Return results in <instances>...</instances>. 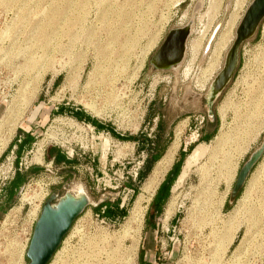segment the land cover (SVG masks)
Wrapping results in <instances>:
<instances>
[{"label": "rangeland", "instance_id": "374dc122", "mask_svg": "<svg viewBox=\"0 0 264 264\" xmlns=\"http://www.w3.org/2000/svg\"><path fill=\"white\" fill-rule=\"evenodd\" d=\"M251 1L0 0V90L12 95L0 108V165L18 130L34 137L15 161L16 167L26 162L20 173L27 179L4 207L0 264H27L23 249L33 232L35 197L47 191L43 206L51 195L80 185L92 204L58 264H142V256L145 264H264V154L231 197L239 170L264 134V20L240 47L237 70L211 109L213 120L205 100ZM189 22L182 65L153 70L150 58L169 31ZM153 119L152 141L162 142L164 156L150 172L145 169L137 190L124 185L101 191L103 181L96 187L86 171L89 154L79 150V140L83 146L88 140L99 154L103 143L110 144V178L119 179L125 149L134 138L150 140L142 130ZM205 134L210 141L200 142ZM199 144L207 149L194 155ZM39 145L40 162L34 160ZM180 149L187 156L158 215L152 196ZM130 188L134 192L127 194ZM235 228L234 236H226Z\"/></svg>", "mask_w": 264, "mask_h": 264}, {"label": "water", "instance_id": "95a60500", "mask_svg": "<svg viewBox=\"0 0 264 264\" xmlns=\"http://www.w3.org/2000/svg\"><path fill=\"white\" fill-rule=\"evenodd\" d=\"M263 20L264 0H252L235 30V38L226 52L223 66L212 80L206 93V108L210 120H213V113L211 111L213 105L231 82L237 70L240 47L243 43L254 37ZM221 24L219 22L211 32L205 44L203 56L209 53ZM191 31L192 23L190 22L183 28L170 30L161 46L150 58L149 66L155 71H176L185 59L187 41ZM263 154L264 134L260 146L250 154L247 161L239 170L235 184L231 190L232 198L237 197L252 168L262 158ZM104 200V198H101L98 200V204L104 203ZM91 204L92 201L86 191L81 194H74L71 188L60 197L51 195L42 206L38 220L34 224L25 255L27 264H49L63 239L70 232L74 222Z\"/></svg>", "mask_w": 264, "mask_h": 264}, {"label": "built area", "instance_id": "2783aa9c", "mask_svg": "<svg viewBox=\"0 0 264 264\" xmlns=\"http://www.w3.org/2000/svg\"><path fill=\"white\" fill-rule=\"evenodd\" d=\"M3 72L0 71V75H2ZM11 92H9L6 88L2 87L0 90V108L3 107L7 102H9L11 100ZM140 120L143 119V115L141 118H139ZM156 119H153L151 123H146L143 127V132L145 131L147 133V137L152 140L154 139V129L156 126ZM69 126V124H67ZM70 125H72L70 123ZM72 126H75L76 128H81L79 126H77L76 124H73ZM147 126H150L149 128V133L147 132ZM89 130L92 132V130L89 128ZM93 138V137H92ZM82 140L83 138H81V140H79L80 142V146H79V150H82V154L88 153V159L90 162V166L86 167V171L88 172L89 176L92 178V180L95 182V185H97L96 187H99V185L101 184V180L103 181V188L101 189V191H105V189L107 188H112V189H119L120 187H123L124 185H128L129 183L135 184L138 178V174L141 170V168L143 167L146 159L148 158V153L145 150H139L138 149V143L133 142L132 143V148L129 150V152H127V148L125 149V160H127L126 165L122 164V169L120 170V176H118L119 179H111L110 178V172L114 166V162H110L107 163V157H108V153L109 151L111 152V147L110 144L105 145L103 143L102 149H101V154H99V152L96 150V148L93 146V144L91 143L90 145H88V140L85 141V145L83 146L82 144ZM106 146V147H105ZM113 147V146H112ZM73 152L74 150L71 149L70 150V155L73 156ZM132 156H134V158H131ZM15 157L13 156V153H11L6 159L5 161L0 165V194H1V190L2 188L11 180L14 179L15 175L17 172L21 171V168L24 166L25 169H27V164L26 162H19L18 166L16 167L15 164ZM97 164V166L95 165ZM99 164V166H98ZM101 172V174L103 175V178L105 177V179L103 178H98V173ZM115 174V173H114ZM106 178H108V180H106ZM112 184H115V186H112ZM111 185V186H110ZM130 187V186H129ZM133 188V187H131ZM128 190L127 189V194H129L130 192L133 193L134 190L131 189ZM124 190H126L124 188ZM47 192V191H46ZM48 196H45V198ZM44 198V199H45ZM101 198H104V196L102 195ZM43 201V200H42ZM126 202H128L127 199V195L124 199L121 200V208L126 204ZM42 203V202H41ZM105 209V207L103 208ZM88 213H85L83 216H87ZM81 218H79L75 225L71 228L70 230V234L63 239L59 250H57V252L55 253V255L53 256V261L57 260V264L61 262V260L64 257V253L66 250V246H67V240L70 239V237H73L72 234L77 233V227H78V223L80 222ZM30 221V219H29ZM36 223L35 220L30 221V226L32 227L34 224ZM27 238L25 240V245H24V249L23 252L28 248L30 239H31V235L27 234ZM58 256V257H57ZM51 264V263H49Z\"/></svg>", "mask_w": 264, "mask_h": 264}, {"label": "trees", "instance_id": "16d2710c", "mask_svg": "<svg viewBox=\"0 0 264 264\" xmlns=\"http://www.w3.org/2000/svg\"><path fill=\"white\" fill-rule=\"evenodd\" d=\"M210 137L211 135L205 134L204 136L200 138V142L206 143L210 141ZM33 143H34L33 136L27 133H23L21 130H18V134L15 136V138L12 140V142L8 146L6 153H8L13 147H15L13 152L16 156V161L18 162L19 159L22 157L23 153L25 151L30 150ZM138 145H139V150L147 151L148 158L146 159L143 167L141 168L138 174V178L136 181L137 184L135 185V184L129 183L130 187H133L134 189L136 188L135 190L139 188L137 185L141 184V182L143 181L145 169H147L148 172H150L152 166L160 161V159L164 156L165 151H166L161 141L156 140L153 142L152 140H148L145 136H140ZM186 156L187 155L183 151V149H180L178 152L176 161L173 163L171 169L165 175L164 180L160 183V185L155 191V194L151 202V207L155 209V212L158 215L162 213L163 207L165 206L168 199L170 198L171 189L173 185L175 184V181L181 172ZM56 164H60V163L57 161ZM26 179H27V175L17 172L14 179L12 180L13 187H15L16 190L19 189L20 187L23 186ZM14 196L15 195L13 194V192H11V195H10L11 201L14 198ZM105 214H106V217H109L111 213H109L108 211ZM141 259H142V264H145L146 262L143 260V256Z\"/></svg>", "mask_w": 264, "mask_h": 264}, {"label": "bare ground", "instance_id": "6f19581e", "mask_svg": "<svg viewBox=\"0 0 264 264\" xmlns=\"http://www.w3.org/2000/svg\"><path fill=\"white\" fill-rule=\"evenodd\" d=\"M50 15V14H49ZM46 17V16H45ZM55 18V17H54ZM23 31V30H22ZM29 35V34H28ZM36 36V35H35ZM37 37V36H36ZM207 41V40H206ZM37 44V43H36ZM196 46H193V49L195 48ZM211 71V70H210ZM207 73V72H206ZM209 74V73H208ZM255 105H257V104H255ZM254 105V106H255ZM259 105V104H258ZM260 111H262V110H260ZM257 114H258V112H257ZM263 114V113H262ZM262 114H260V115H262ZM260 115H259V117H260ZM1 124V123H0ZM1 126V125H0ZM1 128V127H0ZM2 130V129H1ZM1 132V131H0ZM105 143L106 144H108L109 142H108V140H105ZM206 149H207V147L205 146V144H199L198 145V147H197V149H196V151L194 152V155H199V154H201L202 152H204V151H206ZM171 152V151H170ZM41 155H42V145H39V147H38V149L35 151V154H34V160L35 161H39L40 162V160H41ZM153 177V176H152ZM73 190V189H72ZM82 192H84L83 191V189L80 187V186H78V187H76L75 189H74V191H73V193L74 194H81ZM47 195V192L46 191H44V192H42V194H41V196L40 197H35V199L38 201V203L34 206V208H33V210H32V212H30V214H29V219H30V221H32V220H35V221H37L38 220V217H39V214H40V211H41V208H42V206H41V202H42V200L45 198V196ZM144 195V194H143ZM143 195H140V196H142L143 197ZM148 195V194H147ZM149 198V197H148ZM23 199H24V201H28V200H35L34 198H27V197H23ZM146 200V199H145ZM144 200V201H145ZM146 202V201H145ZM231 220H233V219H231ZM229 226H232V223H230L229 222ZM232 229V228H231ZM231 229H229V231L231 232H229V233H227L226 232V236H228L229 234L231 235V236H234V234L236 233V231H237V228H235V230H231ZM224 235H225V233H223ZM228 234V235H227ZM226 236H224V237H226ZM230 236V237H231ZM226 239V238H225ZM228 239V238H227ZM231 239V238H230ZM230 239H229V241H230ZM248 241V240H247ZM230 243V242H229ZM220 248V247H219ZM58 257V256H57ZM51 264H57V260H55V261H53V262H50Z\"/></svg>", "mask_w": 264, "mask_h": 264}, {"label": "crops", "instance_id": "0c3cea01", "mask_svg": "<svg viewBox=\"0 0 264 264\" xmlns=\"http://www.w3.org/2000/svg\"><path fill=\"white\" fill-rule=\"evenodd\" d=\"M136 139V141H135ZM134 142L136 143H139V138H134ZM14 149L15 147H13L10 151H9V154L13 153V156L15 157L16 159V156L14 154ZM138 149H139V145H138ZM28 151H25L24 153H27ZM158 163V162H157ZM156 163V164H157ZM62 164V163H61ZM21 187L19 189H15V187H13V182L12 180L10 182H8L1 190V196H0V220L2 219L3 215H4V207L7 205V204H10L12 201L10 199V195H11V192H13V194L15 195V193L20 190ZM15 197V196H14ZM13 200V199H12ZM146 261V260H145Z\"/></svg>", "mask_w": 264, "mask_h": 264}]
</instances>
